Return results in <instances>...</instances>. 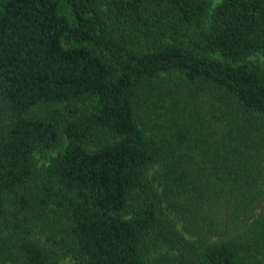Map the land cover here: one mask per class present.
<instances>
[{
  "label": "trees",
  "instance_id": "obj_1",
  "mask_svg": "<svg viewBox=\"0 0 264 264\" xmlns=\"http://www.w3.org/2000/svg\"><path fill=\"white\" fill-rule=\"evenodd\" d=\"M65 260L264 264V0H0V264Z\"/></svg>",
  "mask_w": 264,
  "mask_h": 264
},
{
  "label": "rangeland",
  "instance_id": "obj_2",
  "mask_svg": "<svg viewBox=\"0 0 264 264\" xmlns=\"http://www.w3.org/2000/svg\"><path fill=\"white\" fill-rule=\"evenodd\" d=\"M38 157L41 158L40 161H42V159L44 158V157H40L39 155H38ZM65 261H66L67 264H72L69 260H65Z\"/></svg>",
  "mask_w": 264,
  "mask_h": 264
}]
</instances>
